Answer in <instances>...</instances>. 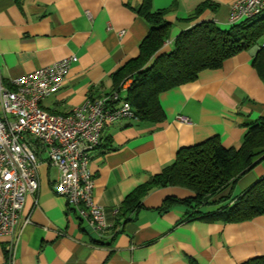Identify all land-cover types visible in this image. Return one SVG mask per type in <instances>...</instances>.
I'll return each mask as SVG.
<instances>
[{"label": "crops", "instance_id": "obj_1", "mask_svg": "<svg viewBox=\"0 0 264 264\" xmlns=\"http://www.w3.org/2000/svg\"><path fill=\"white\" fill-rule=\"evenodd\" d=\"M232 1L152 0L153 8L165 9V19L171 22L157 53L168 51L179 32L198 22L228 29L234 24L229 22ZM140 2L0 0V86L74 55L76 61L60 88L38 105L67 114L88 98L108 94L111 74L137 56L148 30L136 12ZM205 2L208 5L194 15ZM257 49L255 45L241 51L220 67L200 71L196 80L161 92L159 122L105 121L88 163L92 200L106 222L100 235L56 193L57 169L41 168L38 190L26 195L14 235H0V264H240L264 255V213L224 222L187 220L185 212L191 208L183 204L157 210L166 196L189 195L176 186L151 189L128 220L114 228L121 201L172 163L179 148L212 136L224 147H237L246 129L243 124L264 116V83L251 65ZM179 115L187 121H180ZM262 176L264 153L236 180L231 196Z\"/></svg>", "mask_w": 264, "mask_h": 264}, {"label": "trees", "instance_id": "obj_2", "mask_svg": "<svg viewBox=\"0 0 264 264\" xmlns=\"http://www.w3.org/2000/svg\"><path fill=\"white\" fill-rule=\"evenodd\" d=\"M207 5L205 2L198 6L194 15ZM136 12L147 23L148 30L138 44L137 56L111 74V92L119 91L121 85L129 81L121 98L129 103L133 118L149 123L161 121L163 112L158 102L161 92L192 82L200 71L220 67L226 58L255 45L258 49L251 65L264 83V14L260 15L264 10L228 29H220L210 21L193 24L179 32L172 47L162 53L157 52L168 38L171 25L165 19L166 10L153 8L152 0H141ZM243 125L246 129L237 147H224L217 136H212L179 148L172 163L121 201L115 213L114 228L128 220L151 189L166 186L183 188L189 195L184 198L166 196L156 209L166 211L173 205L183 204L191 208L185 212L187 220L238 222L263 214L264 176L231 196L236 180L264 153V116ZM203 205L215 208L202 211L199 207ZM240 264H264V255Z\"/></svg>", "mask_w": 264, "mask_h": 264}, {"label": "built area", "instance_id": "obj_3", "mask_svg": "<svg viewBox=\"0 0 264 264\" xmlns=\"http://www.w3.org/2000/svg\"><path fill=\"white\" fill-rule=\"evenodd\" d=\"M263 10L264 0H233L229 22L237 23ZM74 61L76 56H66L0 86V235H14L25 197L38 190V175L44 166L57 169L56 193L82 220L98 235L106 227L102 209L92 200L93 176L88 163L105 121L134 117L129 103L121 98L129 82L119 91L86 99L67 114L43 110L39 101L60 88ZM177 118L187 121L182 115Z\"/></svg>", "mask_w": 264, "mask_h": 264}, {"label": "rangeland", "instance_id": "obj_4", "mask_svg": "<svg viewBox=\"0 0 264 264\" xmlns=\"http://www.w3.org/2000/svg\"><path fill=\"white\" fill-rule=\"evenodd\" d=\"M263 14H264V12H262L260 15H263ZM260 15H259V16H260ZM250 21H251V20H250ZM122 93H123V91H122Z\"/></svg>", "mask_w": 264, "mask_h": 264}]
</instances>
